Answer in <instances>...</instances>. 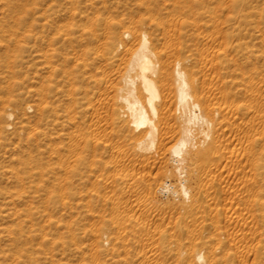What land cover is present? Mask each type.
<instances>
[{"label":"rangeland","instance_id":"1","mask_svg":"<svg viewBox=\"0 0 264 264\" xmlns=\"http://www.w3.org/2000/svg\"><path fill=\"white\" fill-rule=\"evenodd\" d=\"M141 29L151 39L154 59L168 61L170 68L177 59L187 65L192 59H253L259 67L264 196V0H0V264H194L193 251L198 249L206 264H264V218L250 217L251 207L244 203L240 179H250L252 171L232 130L225 137L229 143L224 152L229 153L200 170L206 208L189 215L159 194L149 197L146 183L116 189L113 172L107 180L100 167L95 168L78 136L71 133L74 138L66 137L61 145L51 137L62 130L46 125L55 118L53 108L67 121L62 133L82 130L89 121L99 123V116L107 126L99 125L108 129L111 102L103 92H111L108 83L117 73L108 68L107 87L95 84L104 68L98 63L131 59L138 40L136 34L128 38L123 33ZM67 95H73L72 100ZM171 108L163 110L168 122ZM169 133L168 139L175 136ZM159 159L146 167L135 163V175L160 177L164 162ZM113 212L120 213L118 220Z\"/></svg>","mask_w":264,"mask_h":264},{"label":"bare ground","instance_id":"2","mask_svg":"<svg viewBox=\"0 0 264 264\" xmlns=\"http://www.w3.org/2000/svg\"><path fill=\"white\" fill-rule=\"evenodd\" d=\"M191 16H189V18H191ZM123 34L125 35V37H128L129 35L132 34H136L133 35L136 36L138 40V46L136 47L137 48L136 51L133 52L131 59H101L102 62L99 61L98 65H100V63L103 64L102 65L104 67L103 72L102 73L100 72V74H102V77L96 80V81H100L99 83L94 81L95 84L97 85L102 83V85L106 84V86L105 85L104 86L107 87V81H106L107 79L105 78L107 77L108 74L107 69L114 68L112 71H114V73H117V75L113 73L114 75H116L115 76L116 78L108 83L109 89L111 90L110 93H107L108 89L104 91L105 87L102 86L104 87L103 89L104 96H106L105 94H107L111 102V105L109 103L111 109H109L110 113L108 112V114H110L108 117L109 119L108 129L106 127L107 124H105L103 120L102 122L100 120L101 117L99 116V114L101 112H98V116L100 118L99 119L100 122L99 121L98 122L100 124L104 123L106 125L105 128L101 127L102 125L100 126L99 123L93 122L91 124V122L89 121L90 124L89 123H88L89 125L86 124L87 126H85L84 124L85 127L82 130L81 128L80 130L79 128L78 129L73 128L74 130L73 132L62 133L63 129H67L65 128L67 125V121L62 117V115L61 116L59 115V113L61 112L57 111L56 108L52 107L55 113V118L48 119L46 125H49L51 127L54 126L57 129L59 127H62V130L58 129L59 132L53 131L52 134L53 136L51 137H53V139L55 140H58L59 141L58 143L61 145L64 143V140L66 141V137L67 138L70 137V140L71 138H74L70 136L71 133L72 135L73 134L76 135V138L78 136V139L80 138L79 141L82 140L84 143L83 149L85 151V154H87L88 156L91 154L92 156L90 158L92 159V161L95 160L94 163L97 165L95 166V168L100 167L102 174L106 175V179L108 178V173H110L111 175V172H113L112 176L115 179L112 183L116 186V189L123 188L125 186L127 188L130 187L132 189L139 182L144 184L146 183L147 186L146 189L148 191L146 193H148L147 195L148 196L150 195L152 199H153V195L159 194L162 197L166 198L169 204L177 206L179 210H182L184 213L189 215V214H194L195 213L194 211L197 208H206V205L204 206L205 204V199L203 197L204 195L202 194L201 191V187L203 185L202 180L204 179L205 176L204 177L202 176L200 170L201 168L203 170V167L208 168L209 167L208 164H210L213 161H218L222 157L224 158V156H226L229 153L228 152L225 155L226 152H224V149L228 147L226 144L229 143V142L227 143L228 139L226 140L225 137H226V131L228 129L229 131L232 130L231 131L232 134L234 133L233 138H235V140L240 144L238 145L240 146L239 149H241L242 156L245 159V164H247L249 170L252 171L251 172L252 176L250 177V179L249 178L243 180H241L242 178L240 179L241 187H242L241 190H244V193L242 191L243 196L246 193V198L244 197L243 199L241 197L245 202L244 201L241 202L250 205L251 209L247 208L251 210L250 212L251 214L249 213L250 217L260 218L261 220H263L264 196L262 194L261 183H260L261 168H262V164H261L262 154L260 148V141H261L260 136L262 129H261L260 116H261V111L263 110V100H262L263 96L260 91L261 88L259 85L260 84V72L258 70L259 67L257 68V66L253 64L254 63L253 59H248L243 62H239L237 59H233V60L232 59H192L194 60L192 61V64L189 62L191 65H187L188 63L186 64L182 62V60L177 59L175 63L174 62L172 63V67L170 68L168 61L167 63L165 61V63L168 64L166 65L162 61V59H154V56L157 54L152 53L153 51H151L150 49L151 39L148 38L149 36L145 31L142 30L141 32L136 31L135 33H132V31L127 30L124 31ZM76 60L79 61L78 59ZM87 60L88 59H85V61ZM94 60L97 61V59ZM69 64L71 63L69 62ZM64 65L65 64H63L62 66ZM48 66L50 69L51 68L52 70L54 69L55 72L59 70V68L55 66L53 67L50 64ZM69 66L70 65H68L67 67ZM206 66L207 68H205ZM115 67L117 70L115 69ZM96 68L99 69V67H96L95 65L94 69ZM50 69H47V71L51 72L49 71ZM91 69L89 70L91 71ZM94 69H92V71ZM112 71H110V73ZM86 72H88V70ZM62 73L64 72L62 71ZM96 73L99 76V73L98 72ZM110 73L109 76L111 75ZM93 74L94 73H92V75ZM65 76L68 77L69 75L65 74ZM93 76L95 78V74ZM113 76L112 78H114ZM40 78L42 81L43 77ZM67 81H69V79ZM73 82L74 81H72L71 84ZM62 83L64 84V82ZM44 84L45 83H43V87L45 86ZM69 84L66 85L68 88V89L66 88L67 91L69 90L68 87L70 86ZM95 84L93 87H95ZM40 85L42 84L40 83ZM85 86L86 85H84V87ZM72 87L70 88L72 89ZM97 88L98 87H96V89ZM97 90H99V88ZM99 91H102V88H100ZM99 91H98L99 94L102 93ZM40 92L39 94H41ZM87 94L89 95L90 92L88 91ZM42 96L43 95H41V97ZM102 96L103 95H101L100 97ZM72 98L73 95L70 100H72ZM42 100L45 101L44 98ZM42 100L40 99L39 101L41 102ZM96 101L94 103H96ZM99 101L104 102V100H99ZM85 102L86 103L88 102L89 104L88 100ZM86 103L84 105H86ZM94 103H90V104L94 105ZM40 104L42 105L43 102L39 103L38 105L41 106ZM70 105L73 107L72 104ZM100 105L102 106V104ZM103 105L105 107L106 104ZM67 106H69V104L66 105V107ZM56 107L58 108V106ZM168 107H172L171 108L172 110L168 109L169 112L172 111L171 113H169L172 115L171 122H168V117L166 118L167 115L164 114L165 108ZM100 108L99 110H101ZM67 109H66L67 112L65 113H68ZM71 110L72 109H70V111ZM72 113H70V115ZM87 113H89L90 115L91 111ZM70 117L71 116H68V118ZM90 118L91 117H89V119ZM102 118L104 119L105 117L102 116ZM106 118L104 121H107ZM164 124L167 125L166 127H164V129L166 128L165 132L161 131ZM229 131H227V133H229ZM74 132H77L78 134L77 133L75 134ZM169 132L171 133L173 132L175 136L171 134L174 137L172 138L170 137L168 139L167 135ZM169 136L170 133L168 137ZM71 143L74 144V142ZM72 144L67 143L66 146L69 147V145ZM75 145L77 146L75 147L78 148L79 144H75ZM82 145L79 146V148L80 147L82 148ZM71 148L72 147L70 146V148L67 149H71ZM229 150L231 152L232 149ZM57 153L59 154V152ZM57 153L54 154L56 155ZM61 156L63 157V154H60V157ZM66 156H68L67 158H69L68 154ZM75 156L76 155H74V158H76ZM96 157L97 159H95ZM159 158L162 159L164 162L163 169L159 167L160 169H162V171H160L162 172L160 177L152 176L151 178H148L149 177L148 176L147 179L141 175H135L136 173V172L134 173L135 163H138L139 165L141 164L140 167H142V165L143 166L148 165L153 160ZM57 160L55 162H57ZM64 160L66 162V158L63 159V162ZM60 166L61 165H59V167ZM206 172H208V170ZM104 178L101 177L102 182ZM109 179H111V177ZM107 180L105 182H107ZM207 182H209V180ZM98 184H101V182H98ZM102 184L105 183L103 182ZM112 188L114 189V186ZM136 189L135 192L137 191ZM217 193L218 191L216 189L214 194ZM108 198L110 199V196H108ZM107 199L106 201L109 200ZM110 214L112 215L113 218L115 217L116 219L120 217L119 212H113ZM136 223L138 224V222ZM122 231H124V229ZM188 257H189L188 259H191L190 258L191 256L188 255ZM192 259L194 260V264H206L207 261V257L204 256L203 252L199 249L193 251ZM186 262L187 263L189 262L188 264H190V260L189 261L187 260ZM191 264H193V262Z\"/></svg>","mask_w":264,"mask_h":264}]
</instances>
